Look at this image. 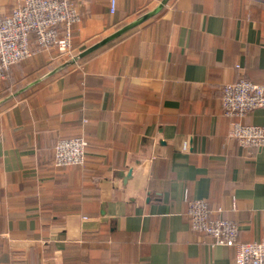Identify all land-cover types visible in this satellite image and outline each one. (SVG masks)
<instances>
[{
  "label": "crops",
  "instance_id": "obj_1",
  "mask_svg": "<svg viewBox=\"0 0 264 264\" xmlns=\"http://www.w3.org/2000/svg\"><path fill=\"white\" fill-rule=\"evenodd\" d=\"M72 4V53L41 49L0 79V264H235L188 207L205 199L264 241V147L229 135L264 107L222 105L224 84L264 81V0ZM71 135L86 163L57 167Z\"/></svg>",
  "mask_w": 264,
  "mask_h": 264
},
{
  "label": "built area",
  "instance_id": "obj_2",
  "mask_svg": "<svg viewBox=\"0 0 264 264\" xmlns=\"http://www.w3.org/2000/svg\"><path fill=\"white\" fill-rule=\"evenodd\" d=\"M115 9L116 0H111V11ZM80 20L81 12L72 0H17L10 14H0V79L7 76L13 64L41 49L56 48L62 54H71L73 25ZM31 34L35 35L33 40ZM222 105L226 115L239 117L264 107V81L256 83L241 77L224 84ZM229 135L244 147H264V123L235 120ZM87 145L84 135L60 138L55 144L56 166L85 165ZM188 211L194 231L209 235L214 244L235 247V264H264V241H241L239 224L230 218L211 216L207 200H190Z\"/></svg>",
  "mask_w": 264,
  "mask_h": 264
},
{
  "label": "trees",
  "instance_id": "obj_3",
  "mask_svg": "<svg viewBox=\"0 0 264 264\" xmlns=\"http://www.w3.org/2000/svg\"><path fill=\"white\" fill-rule=\"evenodd\" d=\"M62 28V27H61ZM35 35L34 34H31V38H32V40L35 38L34 37ZM40 52H42L41 50H40ZM40 52H38V53H40ZM57 52V51H56ZM37 53V54H38ZM59 55H62V53H60L59 52ZM26 60V59H25ZM25 60H22V61H20V62H18V63H15V64H13L12 66H11V68L14 66V67H16L17 66V64H18V66H19V64L21 63V62H23V61H25ZM11 68H10V70H9V72L11 71ZM8 72V73H9ZM10 76H11V74H10ZM13 76V75H12ZM18 78H21V77H18ZM16 84L18 85L19 84V80H17L16 81ZM71 136H78V135H71ZM71 136H64V137H71ZM64 137H61V138H64ZM60 139V138H59ZM58 139V140H59ZM87 148H88V146H87ZM55 149V148H54ZM54 164H55V154H54ZM56 165V164H55ZM71 166H73V165H71ZM65 167H68V166H65Z\"/></svg>",
  "mask_w": 264,
  "mask_h": 264
},
{
  "label": "rangeland",
  "instance_id": "obj_4",
  "mask_svg": "<svg viewBox=\"0 0 264 264\" xmlns=\"http://www.w3.org/2000/svg\"><path fill=\"white\" fill-rule=\"evenodd\" d=\"M30 58L26 59V60H29Z\"/></svg>",
  "mask_w": 264,
  "mask_h": 264
}]
</instances>
